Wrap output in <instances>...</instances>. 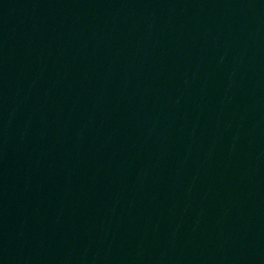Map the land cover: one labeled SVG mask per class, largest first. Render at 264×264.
<instances>
[{
    "label": "water",
    "instance_id": "95a60500",
    "mask_svg": "<svg viewBox=\"0 0 264 264\" xmlns=\"http://www.w3.org/2000/svg\"><path fill=\"white\" fill-rule=\"evenodd\" d=\"M0 264H264V0H0Z\"/></svg>",
    "mask_w": 264,
    "mask_h": 264
}]
</instances>
